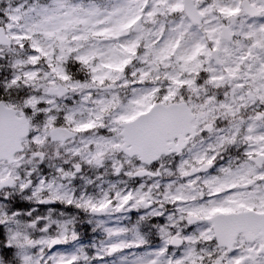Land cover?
I'll return each mask as SVG.
<instances>
[{
  "label": "snow or ice",
  "instance_id": "snow-or-ice-1",
  "mask_svg": "<svg viewBox=\"0 0 264 264\" xmlns=\"http://www.w3.org/2000/svg\"><path fill=\"white\" fill-rule=\"evenodd\" d=\"M6 261L264 264V0H0Z\"/></svg>",
  "mask_w": 264,
  "mask_h": 264
},
{
  "label": "clouds",
  "instance_id": "clouds-1",
  "mask_svg": "<svg viewBox=\"0 0 264 264\" xmlns=\"http://www.w3.org/2000/svg\"><path fill=\"white\" fill-rule=\"evenodd\" d=\"M100 174L103 175V173H100ZM105 178L107 179V178H111V177L109 175V176H106ZM5 264H11V262L10 261H6Z\"/></svg>",
  "mask_w": 264,
  "mask_h": 264
}]
</instances>
